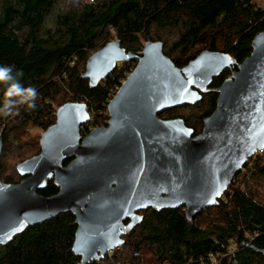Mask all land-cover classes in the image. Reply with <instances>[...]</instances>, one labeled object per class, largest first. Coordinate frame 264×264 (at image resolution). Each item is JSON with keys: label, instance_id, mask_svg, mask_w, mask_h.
Listing matches in <instances>:
<instances>
[{"label": "water", "instance_id": "obj_1", "mask_svg": "<svg viewBox=\"0 0 264 264\" xmlns=\"http://www.w3.org/2000/svg\"><path fill=\"white\" fill-rule=\"evenodd\" d=\"M162 47L147 40L126 50L117 36L87 56L81 76L92 86L116 62H136L107 102L106 125L82 134L87 104L64 101L41 132L39 151L15 163L17 182L0 178V244L68 210L76 224L71 250L85 264L121 246L140 209L183 205L194 220L217 204L246 158L264 148V30L235 65L228 52L204 48L177 66ZM227 67L231 76L215 88V107L199 132L179 116L158 115L199 102ZM2 146L1 129L0 154ZM49 178L58 189L43 196L38 190Z\"/></svg>", "mask_w": 264, "mask_h": 264}, {"label": "trees", "instance_id": "obj_2", "mask_svg": "<svg viewBox=\"0 0 264 264\" xmlns=\"http://www.w3.org/2000/svg\"><path fill=\"white\" fill-rule=\"evenodd\" d=\"M261 30L264 9L254 8L250 0H0V66H14V72L22 73L21 85L37 92L34 108L19 105L14 115H0L3 146L13 129L19 135L29 123H52L49 114H55L51 102L56 96L84 101L91 116L106 112L134 62H116L93 86L81 72L87 56L108 41L111 31L132 51L141 48L139 37L163 43L174 35L179 55L163 52L181 66L204 48L226 51L236 64L249 54L251 40ZM223 72L210 88L222 82ZM213 89L206 95V107H199L201 99L158 115L179 116L194 130L215 107ZM3 90L0 84V96ZM187 108L188 114L183 111ZM1 172L0 163L4 181L20 178L12 180ZM250 180L243 191L225 190L217 204L192 221L183 205L138 210L139 220L122 233L124 243L85 264H264V194L257 190L264 182V162ZM45 185L38 190L43 196L58 189L51 178ZM74 223L67 210L26 225L0 244V264H77L80 256L71 250Z\"/></svg>", "mask_w": 264, "mask_h": 264}, {"label": "rangeland", "instance_id": "obj_3", "mask_svg": "<svg viewBox=\"0 0 264 264\" xmlns=\"http://www.w3.org/2000/svg\"><path fill=\"white\" fill-rule=\"evenodd\" d=\"M82 1H86V0H82ZM115 34L113 31H111L110 35H109V39L111 40L113 38H115ZM139 42L142 46V44L145 42V40L142 37H139ZM173 43H174V35H169L167 38H165L164 42H163V47L164 50H169V54L171 56H176L179 55V51L178 48L173 47ZM220 42L218 41L217 44H219ZM130 61L132 63V61L136 62V60H127V62ZM131 64H128V66H134ZM233 65H235V62L233 61ZM232 69H236V67H232ZM231 68L227 67L225 69V72H223V77L227 78L230 77V71ZM212 88H207L206 90H204L202 92V102L200 104L199 107H206L207 106V93L209 91H212ZM214 90V89H213ZM82 101L80 99H68L67 95H62V96H56L54 98V100L51 102V107L53 110L56 109V107L58 106V104H60L63 101ZM84 102V101H83ZM185 111V113H189L190 109L187 108V110H183ZM195 110H191V112H193ZM106 115V117H105ZM55 114H49V118L53 120L54 122V118ZM107 119V114L106 112L104 114H100V115H92V120L89 121V125L90 127H95L97 126L96 124H98L99 122H103V120ZM52 122V123H53ZM51 124V123H50ZM202 122L200 124L196 123L195 129L193 130V132L197 133L201 130V126ZM3 127V125H0V129ZM45 129L44 126H40L37 124H33V123H29L28 125H26L21 132H18L19 135H17L16 130H12L9 131V133L7 134V138L5 139V145L2 146V153L0 156V163H1V169H2V175L3 176H9V178H11L12 180H16L19 175L16 173L15 169H14V165L17 161L27 158L35 153H37L39 151V144H38V140H39V136L41 134V132ZM1 178V177H0ZM2 179V178H1ZM3 180V179H2ZM259 190V192L263 195L264 194V182H262V184L259 186V188L257 189ZM112 251V249H111ZM111 251L109 252V254H111Z\"/></svg>", "mask_w": 264, "mask_h": 264}, {"label": "clouds", "instance_id": "obj_4", "mask_svg": "<svg viewBox=\"0 0 264 264\" xmlns=\"http://www.w3.org/2000/svg\"><path fill=\"white\" fill-rule=\"evenodd\" d=\"M14 66H0V84L4 85L2 96H0V115L5 117L14 115L13 109L19 105H25L28 109L34 108L37 97L36 89L29 86L23 87L19 81L21 72L13 71Z\"/></svg>", "mask_w": 264, "mask_h": 264}, {"label": "built area", "instance_id": "obj_5", "mask_svg": "<svg viewBox=\"0 0 264 264\" xmlns=\"http://www.w3.org/2000/svg\"><path fill=\"white\" fill-rule=\"evenodd\" d=\"M92 0H86L89 3ZM253 3L254 8L264 9V0H250ZM83 102V101H82ZM107 114V112H106ZM92 120V116L89 112V120L84 122L80 125V132L82 134L89 131L92 127L89 125V121ZM107 119L103 120V122H99L96 124L97 126H104L106 125ZM264 162V148L260 147L257 148L249 157L246 158L245 162L242 163L243 165L239 168V170L231 177L229 184L227 185V191H232L235 187L239 190H244L246 184L250 183V175L251 172L256 168V166L260 163ZM111 250H108L106 253H109Z\"/></svg>", "mask_w": 264, "mask_h": 264}, {"label": "flooded vegetation", "instance_id": "obj_6", "mask_svg": "<svg viewBox=\"0 0 264 264\" xmlns=\"http://www.w3.org/2000/svg\"><path fill=\"white\" fill-rule=\"evenodd\" d=\"M225 69H226V68H225ZM225 69H223V70L225 71ZM223 70H221V71H223ZM221 71H220V72H221ZM230 71H231V70H230ZM216 75H217V74H216ZM216 75H215V76H216ZM215 76H214V77H215ZM214 77H213V78H214ZM224 79H225V78H224ZM224 79H223V80H224ZM219 85H220V84H219ZM219 85H218V86H219ZM216 87H217V86H216ZM216 87H214V90H215V91H216V89H215ZM208 88H209V87H208ZM206 89H207V88H206ZM206 89H205V90H206ZM216 92H217V91H216ZM125 221H127V219H125L124 222H125Z\"/></svg>", "mask_w": 264, "mask_h": 264}, {"label": "snow or ice", "instance_id": "obj_7", "mask_svg": "<svg viewBox=\"0 0 264 264\" xmlns=\"http://www.w3.org/2000/svg\"><path fill=\"white\" fill-rule=\"evenodd\" d=\"M217 194H219V193H217Z\"/></svg>", "mask_w": 264, "mask_h": 264}]
</instances>
